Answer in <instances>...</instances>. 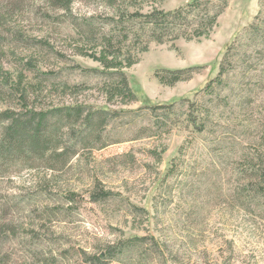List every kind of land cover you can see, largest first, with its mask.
I'll return each instance as SVG.
<instances>
[{
    "label": "rangeland",
    "instance_id": "1",
    "mask_svg": "<svg viewBox=\"0 0 264 264\" xmlns=\"http://www.w3.org/2000/svg\"><path fill=\"white\" fill-rule=\"evenodd\" d=\"M189 1L154 6L171 11ZM259 1L225 0L206 34L151 44L125 69L135 99L123 105L121 98L104 101L99 87L106 79L82 72L99 64L68 49L79 33L77 17L111 11L104 0H74L65 10L57 0H0V113L74 105L140 110L96 121L83 140L73 135L85 129L87 110L82 118L50 113L47 148L65 150L67 158H59L61 165L41 162L36 171L17 166L0 181L13 216L9 225L21 232L8 247L14 254L9 264H98L95 259L113 247L120 252L101 264H264V217L234 192L247 183L232 162L251 153L239 147L249 138L234 125L237 111H208L197 95L215 78L227 47L252 23ZM190 68L185 81L161 84L155 78L164 75L160 71ZM238 73L229 75L233 84L223 95L237 88ZM199 101L214 127L228 128L230 140L215 146L218 128L199 136L184 123ZM171 104V110H148ZM211 145L218 147L214 157Z\"/></svg>",
    "mask_w": 264,
    "mask_h": 264
},
{
    "label": "trees",
    "instance_id": "2",
    "mask_svg": "<svg viewBox=\"0 0 264 264\" xmlns=\"http://www.w3.org/2000/svg\"><path fill=\"white\" fill-rule=\"evenodd\" d=\"M57 1L58 8L63 10L74 2V0ZM104 1L111 9L109 13L100 17L97 14H90L88 17L81 16L75 19L77 23L75 28L79 33L76 34L77 38H71V46H68V49L73 50V56L92 57L99 64L98 69H83L82 72L96 80L106 79L109 83L99 87L104 91V101L110 104L115 98L117 100L121 98L124 100L121 102L123 105L135 99L125 69L136 62L139 54L146 52L153 43H170L179 38L192 40L206 34L227 7L225 0H190L177 9L164 11L154 6L155 2L161 0ZM150 4L153 6L149 11H142V7ZM258 7L259 10L252 23L227 47L215 78L197 92V95L201 94L206 110L209 109L211 112L228 110L231 116L232 111L238 112L237 116L233 115L232 118L235 121L234 125L249 138L248 144L239 147H242V150H250L251 153L248 151L249 153H245L241 161L232 162L234 173L243 176L242 178L247 181L245 187H238L234 192L237 200L240 198L244 200L243 204L249 211L260 209L258 212L262 219L264 217V0L259 1ZM237 70L240 76L237 88L229 89L230 93L223 95V89L233 84L229 75L232 72L237 73ZM160 72L164 75L157 72L155 78L161 84H170L188 80L193 70L190 68ZM237 77L234 75L233 79ZM207 101L211 107L207 106ZM173 106L172 104L156 106L148 110L151 114H155L156 110H171ZM191 106L192 110L186 113L184 123L191 126L194 132L202 136L213 133L214 128H218L219 134L215 137V146L224 144L225 139V142L231 139L232 134L227 132V127L212 125L210 121L212 113L208 115L200 101ZM86 107L74 105L39 114L34 111H28L26 114L8 110L1 112L0 181L10 178L13 172H16L17 166L26 165V170L36 171L41 162L48 163L54 160L61 165L59 158L62 160L67 158L65 150L57 152L55 149L47 148L51 136L48 125L50 113H66L71 118H82L88 111L85 114L88 121L85 129L73 135V137L78 135L77 138L83 140L93 132L95 122L104 117L130 116L140 112V110L118 112L106 107ZM217 149L218 147L213 145L209 147L213 157ZM53 167L55 166L47 165L46 169L51 171L56 168ZM7 204L8 198L0 195V240L2 241L0 254L7 253L10 244H14V241L20 238L15 236L21 233L19 228L9 225L8 218L12 215ZM116 250L115 247L108 249L105 255L100 254L95 261L101 264L106 259H112L110 256L120 252V248ZM8 253L5 259L0 260V264H9L14 254ZM35 262L38 263L36 260Z\"/></svg>",
    "mask_w": 264,
    "mask_h": 264
}]
</instances>
